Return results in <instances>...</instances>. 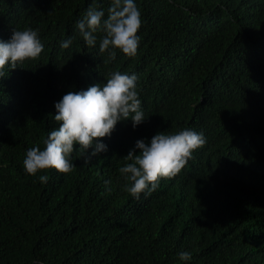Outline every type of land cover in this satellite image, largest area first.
I'll return each instance as SVG.
<instances>
[{
	"label": "trees",
	"instance_id": "16d2710c",
	"mask_svg": "<svg viewBox=\"0 0 264 264\" xmlns=\"http://www.w3.org/2000/svg\"><path fill=\"white\" fill-rule=\"evenodd\" d=\"M135 2L137 55L104 63L76 24L110 0H0V40L31 28L44 45L0 78V264H264V0ZM114 71L137 75L146 120L120 121L90 163L74 145L69 174H26V151L59 127L55 103ZM185 128L206 138L185 168L150 195L123 191L136 141Z\"/></svg>",
	"mask_w": 264,
	"mask_h": 264
},
{
	"label": "clouds",
	"instance_id": "9594fccd",
	"mask_svg": "<svg viewBox=\"0 0 264 264\" xmlns=\"http://www.w3.org/2000/svg\"><path fill=\"white\" fill-rule=\"evenodd\" d=\"M142 13L135 0H110L107 17L104 10H98L95 3L76 24L79 34L87 46L94 47L99 39V55L106 57L104 63L116 59L117 50L128 58L137 55L142 27ZM98 34L99 37H98ZM75 37L62 40V49H68ZM44 51L38 30L13 29L8 41L0 40V78L8 75L9 69L21 67L28 60H36ZM6 69L8 70L6 72ZM138 77L114 71L107 82L96 84L81 91H69L55 103L57 110L54 120L59 127L51 130L39 145L26 151L23 167L26 174L36 176L38 172L55 169L61 174H69L75 165L71 157L74 145L77 152L85 157V164L91 158L107 151L103 138L110 137L120 121L131 119L133 128L146 118L141 108L137 91ZM206 138L202 132L185 128L174 134L159 132L150 143L136 141V149L124 157L127 162L119 168L126 182L123 191L139 199L142 193L151 194L159 187L162 179H172L192 159L193 153L204 146ZM93 151L88 154V150ZM49 177L40 175L39 181L47 183ZM108 182H106L107 184ZM181 261L191 259V253H178Z\"/></svg>",
	"mask_w": 264,
	"mask_h": 264
}]
</instances>
